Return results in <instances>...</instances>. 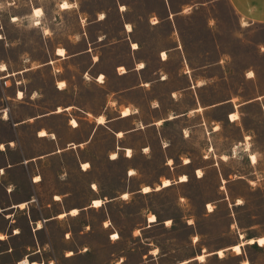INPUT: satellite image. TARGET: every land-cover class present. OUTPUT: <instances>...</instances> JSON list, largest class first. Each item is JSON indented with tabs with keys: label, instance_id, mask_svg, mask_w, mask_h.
<instances>
[{
	"label": "rangeland",
	"instance_id": "obj_1",
	"mask_svg": "<svg viewBox=\"0 0 264 264\" xmlns=\"http://www.w3.org/2000/svg\"><path fill=\"white\" fill-rule=\"evenodd\" d=\"M33 3L0 0V65L8 69L36 65L40 51L48 58L51 48L61 47L67 35L64 24L53 30L35 25ZM143 4L147 8L139 14L130 15L132 9L125 4L121 12L113 9L105 22L91 26L86 38H79L78 33L73 36V50H81L79 39L85 45L89 39L91 53L97 57L96 70L103 73L106 83L110 80L112 87L122 91L131 82L117 72L132 66L137 54L147 60L149 70L164 69L167 73L157 78L166 80L154 83L150 90V98L159 102V118L166 116L174 99L185 98L169 96L171 90L184 86L201 104L216 103L217 107L204 114L206 125L192 127L190 136L182 135L180 127L193 125L192 118L122 137L106 127L97 129L79 152L85 159L81 162L88 164L83 168L86 172L75 167L74 155L67 158L69 168L59 176L60 181L72 183L74 192L63 200L67 205L59 204V210L75 206L78 214L54 221L50 227L56 230L53 244L40 248L20 246L21 240H29L27 224L20 237L0 244V251L16 244L14 251L0 255V264H17L30 249L39 250L38 264H175L203 253L209 254L186 264H264V21L240 19L228 0H144ZM126 23L131 31H126ZM97 37L101 41L96 42ZM131 42L137 43L132 44L134 50ZM35 43L38 61L33 59ZM166 49L167 59L161 60L160 52ZM85 64L88 60L75 58L66 72L58 64L54 68L72 80L83 106L96 111L104 90L93 83L96 72L83 75L79 71ZM32 74H21L22 88L32 84ZM82 77L90 81L83 88ZM0 81L11 85L9 78ZM124 96L123 102L142 98L135 92ZM128 111L124 109L123 115ZM231 112L238 116L232 122ZM124 146L133 148L130 156L118 148ZM250 153L255 154V163ZM187 159L191 164L183 165ZM183 174L187 181L177 182ZM165 179L171 185L155 189ZM144 186L151 191L143 193ZM124 193L127 198L122 197ZM94 198L102 199V206L91 207ZM48 200L49 195L43 193L42 202ZM54 212L47 210L43 218ZM46 224L45 229L50 226ZM115 232L119 238L112 240ZM249 237L258 239L257 243L227 249L223 256L214 254ZM69 251L72 254L65 256Z\"/></svg>",
	"mask_w": 264,
	"mask_h": 264
},
{
	"label": "crops",
	"instance_id": "obj_2",
	"mask_svg": "<svg viewBox=\"0 0 264 264\" xmlns=\"http://www.w3.org/2000/svg\"><path fill=\"white\" fill-rule=\"evenodd\" d=\"M30 2H34L32 15L34 9L42 10V15H33L37 19L35 25H48L49 29L53 30L54 27L64 24L67 35L63 39L61 47L53 46L51 48L48 58L40 51V60L36 65L23 69H8L4 64L7 69L5 71L0 69V80L9 78L11 81L9 86L6 85V81H4L5 85L0 83V214L3 216H0V236L4 237L0 240V244L6 241L10 242V238L20 237L23 228L27 229L30 225L28 228L29 240L25 242L21 240L20 245L27 249L34 248V246L40 248L47 243L52 245V237L56 235V230L50 231L51 224L61 218L59 217L60 214L67 215L72 210L79 211L75 206H70L64 211L59 210V204L61 206L67 205L68 201L63 202V200H69L71 194L74 193L72 183L66 179L60 181L59 178L69 168L67 164L69 156L75 155L76 162L73 164L78 170H81L82 174L86 172V169H82V164L87 162H81L85 159L80 158L79 152L92 141L97 129L106 127L116 137H122L125 134L145 128H159L174 120L182 119L187 122L189 118H192L193 125L184 124L180 127L182 135L190 136L192 127L206 125L207 118L205 115L207 111L217 107L216 103L201 104L198 96L190 92L188 86H184L177 90H171L169 96L170 99H174L176 94H179L185 98L180 102L174 99L175 101L169 107L166 116L159 118L156 116L159 112L158 108H160L159 102L158 99L150 98L152 94L150 90L154 83H162L166 80L164 76L157 78L167 73L164 69L149 70L146 67L147 60H143L137 54L132 66L121 67L117 72L119 75L125 74L126 79L131 82L130 86L122 91L121 88L112 87L110 80H107L106 83L104 80L99 82L96 78L103 73L99 69L96 70L97 57L91 53L92 49L90 48L92 46L89 39L86 45L84 39H79L78 46L81 50L77 52L73 50L75 44L73 36L75 34L78 33L79 38H86V34H90L92 25L105 22L110 11L113 9L120 11L119 8L124 4L130 5L129 7L132 9L129 12L130 15L134 12L143 13V8H147L143 4L144 0H121V2L119 0H30ZM63 2L67 3L68 6L62 8ZM228 2L240 19L264 21V0H228ZM167 18L169 17L167 16ZM85 23L88 24L89 28H84ZM127 24H125V29ZM42 27L40 26V28ZM52 39L53 37L50 38V40ZM97 41H101V39L97 37ZM133 43L135 42H131V47ZM135 44L137 45V43ZM88 45L90 47H87ZM58 48L64 49V55L57 54ZM138 48L137 46L135 50ZM132 49L134 50L133 47ZM164 51L166 54L169 52L167 49ZM37 52L38 46L35 43L33 47V59L35 61H38L36 60ZM75 58L81 62L88 60V64H85L79 71L83 75L96 72L97 76H94L95 81L93 83L104 90L103 102L96 111L83 106L78 88L73 85L72 80L67 75L57 72L59 69H56L55 72L54 64L64 67L66 72ZM160 58L166 60L167 56L166 59H162L161 56ZM139 64L143 67H139ZM50 70L53 71L52 75ZM2 72L5 73L1 75ZM30 72H33L30 78L32 84L22 88L21 74ZM103 78H105L104 75ZM57 81L62 83L63 87L55 85ZM84 84L88 85L90 81L89 79L84 80L82 77V88ZM19 92L22 93V97H18ZM51 92H55L56 96H52ZM134 92L142 98L140 100L122 101L125 93L129 96ZM153 101H156V104ZM124 109L129 110L128 114L123 115ZM152 111L155 116H152ZM234 113L229 114L231 122L236 120L230 118ZM100 116L104 120L102 123L97 121ZM72 121H75L76 125H73ZM216 129L217 126L212 130ZM41 131H44L45 134L41 135ZM185 131L189 135H186ZM118 148L129 149L125 146ZM130 150L133 148L131 147ZM251 155L255 154L250 153L249 158ZM188 164H191L189 159L183 162V165ZM180 176L177 182L187 181V179L180 181ZM86 186H89V183ZM93 186L96 185L93 183ZM93 189L95 188L93 187ZM43 193L49 195V200L46 203L42 202ZM54 209V214L48 218H43L47 210L54 211ZM38 223H40L39 226ZM46 223L50 224L47 229L44 227ZM67 236L68 233H66ZM15 245L9 244L8 248L0 251V255L14 251ZM61 247L67 246L62 245ZM38 252L39 250L30 249L29 252L24 253L25 259L37 263L38 260L35 259V255ZM69 254H72L71 251L65 256L69 257Z\"/></svg>",
	"mask_w": 264,
	"mask_h": 264
},
{
	"label": "bare ground",
	"instance_id": "obj_3",
	"mask_svg": "<svg viewBox=\"0 0 264 264\" xmlns=\"http://www.w3.org/2000/svg\"><path fill=\"white\" fill-rule=\"evenodd\" d=\"M65 5H67L68 6V4L67 3H65V2H63L62 4H61V7L62 8H65V7H67V6H65ZM37 12H39L40 13V10L39 9H35L34 10V15L35 16H38L36 13ZM126 30L127 31H129L130 30V27H129V25H126ZM57 54H59V55H64V49H62V48H58L57 49ZM161 57H162V59H166V52H161ZM141 65V64H140ZM140 67V66H139ZM0 69H1V71H5L6 69H7V67L5 66V65H1L0 66ZM122 72H123V70H122ZM98 81L99 82H102L103 81V75H100L99 77H98ZM61 85H63L62 83H60V85H59V87H61ZM18 97H22V93L21 92H19L18 93ZM233 117H236V119L238 118V116H237V114L236 113H234V114H232L231 116H230V118L232 119V120H235V119H233ZM97 121L99 122V123H102L103 122V117H98L97 118ZM72 124L73 125H76V122L75 121H72ZM41 133H43V135L45 134V132L44 131H41L40 132V134ZM131 155V150L130 149H127L126 150V156H130ZM114 157H116V154H112V158H114ZM254 158V159H253ZM250 159H251V161L253 162V163H255L256 162V157H255V155H251L250 156ZM85 165H87V167H88V164H82V169L83 168H85ZM197 175L198 176H200V175H202L201 174V171H199V170H197ZM186 176L185 175H182V176H180V181H186ZM171 184V182H170V180H168V179H165V180H163L162 181V184H161V186H158L156 189H159L160 187H167V186H169ZM94 188H95V186H93ZM145 189H148V191H145ZM151 191V188L149 187V186H144L143 188H142V192L143 193H148V192H150ZM127 196V194L126 193H124L123 195H122V197H126ZM57 198V197H56ZM102 204H103V201L101 200V199H94V200H92L91 201V206L92 207H95V208H98V207H100V206H102ZM78 213V211L77 210H72L71 212H70V214L71 215H76ZM65 214L63 213V214H60L59 215V217H63ZM40 225V223H38V226ZM113 237H115V238H113ZM240 237H241V235H240ZM119 238V236H118V234L117 233H113L112 234V237H111V239H113V240H116V239H118ZM258 239H256V238H247L246 240H241L237 245H234V246H230V247H228V248H225V249H220V250H217V251H215L214 252V254H216V255H218V256H223V252L225 251V250H227V249H230V248H234V247H236V246H241V245H244V244H252V243H254V242H256ZM72 253V252H71ZM152 253L153 254H155L156 255V251L154 250V251H152ZM209 254V253H208ZM208 254H205V253H203V254H199V255H197L195 258H192V259H188V260H184V261H181V262H177V263H175V264H186L187 262H189L190 260H202L205 256H207ZM18 264H37V263H35V262H29L27 259H22V260H20L19 262H18Z\"/></svg>",
	"mask_w": 264,
	"mask_h": 264
},
{
	"label": "snow or ice",
	"instance_id": "obj_4",
	"mask_svg": "<svg viewBox=\"0 0 264 264\" xmlns=\"http://www.w3.org/2000/svg\"><path fill=\"white\" fill-rule=\"evenodd\" d=\"M65 6H67V5H65ZM37 15H40V13L39 12H37L36 13ZM133 47H135V45H133ZM140 67L142 68L143 67V65H140ZM252 75V73H249V76H251ZM61 87H63V85H61ZM233 119H236V117H233ZM41 135H43V133H41ZM145 151H147V149H145ZM115 158V157H114ZM254 159V158H253ZM85 167H87V165H85ZM145 191H148V189H145ZM125 198H127V197H125ZM239 203V202H238ZM191 223V222H190ZM113 238H115V237H113ZM2 239H4V237L3 236H0V240H2ZM69 255H71V254H69Z\"/></svg>",
	"mask_w": 264,
	"mask_h": 264
},
{
	"label": "trees",
	"instance_id": "obj_5",
	"mask_svg": "<svg viewBox=\"0 0 264 264\" xmlns=\"http://www.w3.org/2000/svg\"><path fill=\"white\" fill-rule=\"evenodd\" d=\"M254 243H257V241H256V242H254Z\"/></svg>",
	"mask_w": 264,
	"mask_h": 264
}]
</instances>
